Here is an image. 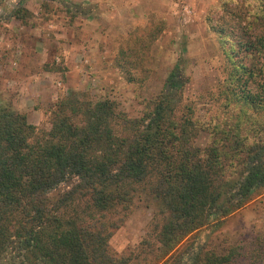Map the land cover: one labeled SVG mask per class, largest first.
Here are the masks:
<instances>
[{
    "label": "trees",
    "instance_id": "16d2710c",
    "mask_svg": "<svg viewBox=\"0 0 264 264\" xmlns=\"http://www.w3.org/2000/svg\"><path fill=\"white\" fill-rule=\"evenodd\" d=\"M257 1L239 27L242 37L251 29L250 39L236 42L233 31L218 30L228 45L225 77L210 96L222 100L223 119L197 117L183 96L181 61L137 118L111 100L73 93L54 105L48 132L0 109V257L11 254L8 264H141L156 250L153 264H241L239 247L179 246L264 192V120L255 114L264 110V61L259 67L256 56H264V0ZM12 17L25 23L33 14L19 6ZM136 199L158 205L148 236L158 247L145 239L138 255L120 256L109 245L112 230Z\"/></svg>",
    "mask_w": 264,
    "mask_h": 264
},
{
    "label": "rangeland",
    "instance_id": "374dc122",
    "mask_svg": "<svg viewBox=\"0 0 264 264\" xmlns=\"http://www.w3.org/2000/svg\"><path fill=\"white\" fill-rule=\"evenodd\" d=\"M259 4L257 0H0V109L24 114L28 123L48 132L54 105L73 93L94 103L111 100L130 118H137L181 61L183 96L193 103L197 117L205 122L215 115L223 119L222 100L212 101L210 96L225 77L223 49L228 45L220 43L218 30L233 31L229 38L244 43L252 37L251 29L242 37L239 27L248 25L249 11ZM19 6L33 18L25 23L13 18ZM71 41L80 43L72 58L64 53ZM237 50L245 57L243 49ZM256 56L260 67L264 56ZM255 114L264 120V110ZM207 141L208 134L201 132L198 144L204 147ZM158 209L156 203L136 199L122 226L112 230L110 248L120 256L138 255L146 239L157 249L148 236ZM116 219L110 216L112 222ZM192 246L194 251L217 253L239 247L241 264H264V192L221 226L211 219L179 250ZM160 252L155 250L141 264H153ZM10 258L11 254L2 255L0 264H8Z\"/></svg>",
    "mask_w": 264,
    "mask_h": 264
},
{
    "label": "crops",
    "instance_id": "0c3cea01",
    "mask_svg": "<svg viewBox=\"0 0 264 264\" xmlns=\"http://www.w3.org/2000/svg\"><path fill=\"white\" fill-rule=\"evenodd\" d=\"M19 46H21V59L23 58V53H24V44L23 41H21V43L19 44ZM66 46H68L69 48H66V50L64 51L65 55H67L68 57H71L70 55H73L75 50L78 49V47H80V43L77 41H71L70 44H67ZM77 51V50H76ZM8 55H10V53H8ZM13 55V53H12ZM72 58V57H71ZM51 81V80H49ZM52 85H53V80H52Z\"/></svg>",
    "mask_w": 264,
    "mask_h": 264
}]
</instances>
